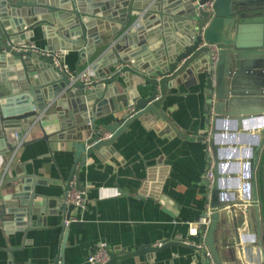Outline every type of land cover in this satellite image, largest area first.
<instances>
[{"label": "water", "instance_id": "1", "mask_svg": "<svg viewBox=\"0 0 264 264\" xmlns=\"http://www.w3.org/2000/svg\"><path fill=\"white\" fill-rule=\"evenodd\" d=\"M204 1L178 0L181 6L171 8L166 5L169 0H0V154L39 138L47 142L62 139L74 148L75 160L84 164L91 152L112 146L129 124L146 131L154 128L162 132L166 127L172 134H180L162 105L170 87L183 77L196 70L206 72L204 94L207 105L214 96L215 123L222 117L252 119L256 110L261 119L255 129L259 139L252 146L249 174H239L235 190L220 185L219 179L228 175L219 171V162L229 159L218 156L221 145L214 141V134H231L233 130L238 134L242 128L224 129L214 123L210 140L214 182L210 188L207 183L210 223L205 243L215 264H264V0H213L212 12L199 7ZM170 18L185 30L179 28L173 35ZM38 27L48 52L21 47ZM102 30L110 31V36L106 46L98 49ZM202 39L219 48L212 69L209 46L200 45ZM53 49H60L61 55L55 58ZM69 50L77 51L78 62L92 57L88 67L96 80L89 89L65 69L64 56ZM55 60L64 66H56ZM129 73L146 82L132 88ZM117 84L123 88L121 95H115ZM147 84L153 89L142 96L140 88ZM103 87L109 106L108 99L97 100ZM67 97L81 116L67 114V120L59 119L57 125L45 111L55 102L56 114H62L60 107ZM119 102L123 106L132 103L135 111L103 123L101 127L110 135L102 137L97 121L116 111ZM20 171L0 179V187L12 186L15 193L11 197H17L20 209L10 212L18 226H24L26 220L29 227L32 212L73 208L66 201L72 174L63 194L54 197L37 193L29 183L30 176ZM76 184L83 189L77 179ZM20 189L25 192L19 193ZM11 197H0V217L5 220L3 205ZM245 230L254 237L251 243L243 239ZM162 244L110 251L109 259L97 264H117Z\"/></svg>", "mask_w": 264, "mask_h": 264}, {"label": "crops", "instance_id": "2", "mask_svg": "<svg viewBox=\"0 0 264 264\" xmlns=\"http://www.w3.org/2000/svg\"><path fill=\"white\" fill-rule=\"evenodd\" d=\"M177 1L169 0L166 5L180 7L182 2ZM176 23L170 18L173 35L178 33L179 28H186ZM99 34L102 42L97 45L98 49L106 46L110 31L102 30ZM27 41H32L37 47H46V38L39 27ZM136 47L139 48L138 45ZM91 58L78 62L77 51L69 50L63 63L70 70H81L88 67ZM207 75L196 70L183 77L178 85L170 87L162 106L167 109L170 123L180 134H172L166 127L162 128V132L154 128L146 131L137 124H129L112 146L103 145L91 152L84 164L75 160L74 148L62 139L47 142L39 138L0 154V179L2 176L4 179L16 176L23 169L32 179L29 183L37 193L57 197L63 194L72 174L83 187L85 205L82 210L73 207L67 212L58 208L53 213L32 212L30 226H25L26 220L24 226H18L10 212L13 208L20 209L16 207L17 197H11L15 193L13 187L1 186L0 197L8 194L11 198L3 205L4 216L8 219L0 217V264H52L57 260L60 264H90L87 255L95 244L102 241L111 251H131L137 246H157L156 243L163 241L157 249L122 258L117 264H209L203 251L196 246L199 236L189 235L186 223L198 219L207 203L205 170L208 162L204 137L208 126L204 94ZM128 77L132 88L139 82H146L132 73ZM117 89L115 95H121L123 88L117 84ZM151 89L153 86L147 84L144 89L140 88V94L143 96ZM104 92L103 87L97 100L101 97L108 99ZM109 102L108 99L107 106ZM70 104V99L64 98L60 107L62 114H56L53 102L45 114H49V120L56 124L59 119L66 121L67 114L81 112H74ZM118 106L116 111L98 119L101 133L105 131L101 127L103 123L128 113V107L134 105L123 106L119 102ZM253 113L258 115L260 111ZM217 119L216 123L213 120L212 129L215 124L236 129L241 127L238 134H251V140L246 143L236 142L234 130L233 134H214V141L221 145L218 156L229 159L219 162V171L228 175L226 179H219L220 185L235 190L239 188V174H249L252 146L259 139L255 129L260 122L254 123L255 129H250L244 127L254 118L240 121L223 117ZM223 139L228 140L227 146H222ZM239 158L242 161L236 160ZM18 192L24 193L25 190ZM41 200L43 202V197H39ZM67 214L74 219L64 222V226ZM243 239L251 243L254 237L249 230H245Z\"/></svg>", "mask_w": 264, "mask_h": 264}, {"label": "built area", "instance_id": "3", "mask_svg": "<svg viewBox=\"0 0 264 264\" xmlns=\"http://www.w3.org/2000/svg\"><path fill=\"white\" fill-rule=\"evenodd\" d=\"M213 0H206L203 3L199 4V7L205 10H208L210 12L213 11ZM207 44L209 46V50L207 52L208 54V59L210 62V68H214L218 55H219V48L216 44L214 43H206L204 39H202L200 45ZM21 47L28 48L31 50L39 51V52H48L43 47H37L32 41H26L21 44ZM53 55L56 57L61 55V50L60 49H53L52 50ZM55 65L58 67H63L64 65L58 61L55 60ZM69 73L72 78L77 79L78 81H81L83 84L84 89H89L93 82L96 80L93 77V73L90 70L89 67H85L81 70L78 71H73L68 69L67 67L65 68ZM214 96H212L211 101L207 105V118H208V126L205 129V141H206V155H207V168L205 170V178L207 179L208 187L210 188L214 182V172H213V155H212V149H211V135H212V123L215 115V109H214ZM135 111L134 106H129L128 107V113L131 114ZM110 135L109 132L104 131L102 133V137H108ZM207 194V199L210 196L209 190ZM66 201L69 204H72L74 208L76 209H83L84 208V191L83 189H80L77 184H76V179L75 177H72L69 181V189L67 191V197ZM74 217L67 216L64 218V222L67 223L69 220H73ZM187 231L189 235H195L199 236L198 242H196V246L199 247L202 251L204 256L208 259L209 264H215V261L211 255V252L209 251L206 243H205V236L206 232L208 230V226L210 223V205L209 202L207 201L206 203V209L204 213L198 217V219L194 221H187ZM186 242H190L188 240H184ZM161 242L156 243V245H160ZM110 248L105 243L104 241L99 242L95 244L93 249L89 252L87 255V261L90 264H97V263H104L109 259V253H110ZM60 261L57 260L52 264H60Z\"/></svg>", "mask_w": 264, "mask_h": 264}, {"label": "rangeland", "instance_id": "4", "mask_svg": "<svg viewBox=\"0 0 264 264\" xmlns=\"http://www.w3.org/2000/svg\"><path fill=\"white\" fill-rule=\"evenodd\" d=\"M261 119V117L259 116V115H257L256 117H254V121L252 120V121H250V123H249V125H247V126H245L244 128H247V127H249L250 129H255V122H260V121H258V120H260ZM255 123V124H254ZM219 127H221V128H224V129H233V128H235V127H233V126H231V127H233V128H227V127H224V126H219ZM212 128V127H211ZM237 128V127H236ZM212 130V129H211ZM213 134V133H212ZM251 134L249 133V134H241V133H239V134H237V138L235 139L236 140V142L237 143H246V142H248V140H251ZM221 143H224V144H227L228 143V140H226V139H223L222 141H221ZM240 156H243V155H237V157H240Z\"/></svg>", "mask_w": 264, "mask_h": 264}]
</instances>
